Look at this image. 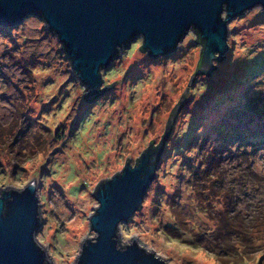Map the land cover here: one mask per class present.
<instances>
[{
  "label": "clouds",
  "instance_id": "obj_1",
  "mask_svg": "<svg viewBox=\"0 0 264 264\" xmlns=\"http://www.w3.org/2000/svg\"><path fill=\"white\" fill-rule=\"evenodd\" d=\"M262 16L260 0L242 16L222 7L223 65L220 51L208 56L196 26L176 42L175 56L159 62L146 63L151 49L138 34L96 69L94 102L43 14L0 33V201L8 211L11 194L32 191L39 229L31 239L42 264H81L100 240L93 223L99 194L145 158L154 178L131 214L116 221L117 252L135 247L155 264H264V141L249 134L255 122L243 142L224 144L212 131L228 130L225 118L246 102L247 88L264 96ZM201 36L206 45L197 43ZM213 69L224 73L233 99L194 125Z\"/></svg>",
  "mask_w": 264,
  "mask_h": 264
},
{
  "label": "water",
  "instance_id": "obj_2",
  "mask_svg": "<svg viewBox=\"0 0 264 264\" xmlns=\"http://www.w3.org/2000/svg\"><path fill=\"white\" fill-rule=\"evenodd\" d=\"M255 3L257 0H0V26L43 14L42 18L66 43L75 68L82 70L81 78L93 89L90 101L97 95L96 69L111 65L118 45L143 33L151 49L149 56L157 58L173 51L185 30L193 25L209 41L208 56L220 51L223 57L225 25L219 19L222 7L226 4L235 17ZM200 40L206 45L202 36ZM204 63L207 66V58ZM141 172L145 173L143 181L139 178ZM153 178L145 158L140 169L126 172L123 179L107 186L106 193L99 194L103 207L93 223L100 240L85 249L81 264H155L135 247L117 252L111 239L116 221L131 214ZM11 195L15 199L9 202L8 211L7 202L4 206L0 201V264H42L31 239L32 231L39 226L32 191L23 196Z\"/></svg>",
  "mask_w": 264,
  "mask_h": 264
},
{
  "label": "rangeland",
  "instance_id": "obj_3",
  "mask_svg": "<svg viewBox=\"0 0 264 264\" xmlns=\"http://www.w3.org/2000/svg\"><path fill=\"white\" fill-rule=\"evenodd\" d=\"M244 13H242L240 16H242ZM261 21H264V16L259 18ZM17 26V24L10 25L8 27L6 26H0V33H3L4 35H9V30L12 27ZM200 44L199 42H197ZM228 52L226 49L224 52V55L222 57L221 63L226 64V56L225 54ZM176 54V48L169 52L166 55L163 56H175ZM160 57V56H159ZM159 57L157 58H151L148 56L146 63L148 62H159ZM260 70L264 71V63L260 65ZM134 73L138 75V72L134 69ZM213 73L216 74L217 79L213 80ZM209 82H210V90L209 94L204 97L200 104H198V112L194 113V125L199 121L205 118V114L208 113L210 110L213 109L214 106L218 104H222L225 102V100H232L233 97L228 89H226L224 84V73H222L220 70L213 69L212 72L209 73ZM251 92L250 88H247L245 90L244 96L246 97V102L244 103H237L235 108L232 109L231 115L225 118L224 124L228 126V130L223 131L220 128H213L212 131L216 132L218 134L219 139L224 143H230L233 139H240L242 142L246 139L244 136V129L247 128V126L243 125L240 128L237 127V124H231V121H242L241 115L245 113L244 109H248L253 111V114H249V118L244 119L245 124L246 123H252L255 122L257 127L255 131L250 132V135H257L261 137V140L264 141V108H261V105H264V96H249V93ZM96 98V97H95ZM95 98H92L90 102H94ZM184 109L187 110V105H184ZM249 119V120H248ZM241 125V123H240ZM239 128L240 132H236V129ZM242 131V132H241ZM233 134V136H231ZM163 151V149H162ZM39 229V226L37 230Z\"/></svg>",
  "mask_w": 264,
  "mask_h": 264
},
{
  "label": "trees",
  "instance_id": "obj_4",
  "mask_svg": "<svg viewBox=\"0 0 264 264\" xmlns=\"http://www.w3.org/2000/svg\"><path fill=\"white\" fill-rule=\"evenodd\" d=\"M5 26L8 27V26H10V25H5ZM198 42H199L200 44H202V41H201V40H199ZM96 96H97V95H96ZM96 96H95V97H96ZM244 111H245V113H243V114L241 115V119H242V121H238L239 123L237 124V127H239V128H240L241 126H243V125L247 126V124H249V122L245 124L244 119L247 120V118H249V114H250V115L253 114V111H251V110L248 111V109H244ZM248 120H249V119H248ZM240 123H241V125H240ZM239 128L236 129V132H237V131L240 132ZM241 132H242V131H241ZM231 136H233V134H232Z\"/></svg>",
  "mask_w": 264,
  "mask_h": 264
}]
</instances>
